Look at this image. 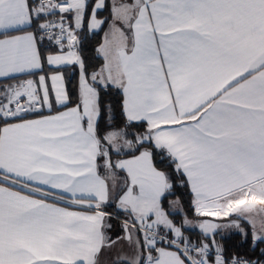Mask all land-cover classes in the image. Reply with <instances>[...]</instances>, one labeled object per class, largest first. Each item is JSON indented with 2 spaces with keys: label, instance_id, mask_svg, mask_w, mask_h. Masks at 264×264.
<instances>
[{
  "label": "crops",
  "instance_id": "1",
  "mask_svg": "<svg viewBox=\"0 0 264 264\" xmlns=\"http://www.w3.org/2000/svg\"><path fill=\"white\" fill-rule=\"evenodd\" d=\"M70 1L68 46L44 55L38 0H0V95L15 111H0V264H190L133 224L148 219L183 239L162 206L170 180L151 150L104 158L99 116L90 126L83 99L66 106L61 68L81 63L88 0ZM115 3L93 76L123 91L126 117L146 123L174 159L198 215L226 222L234 213L264 239V0ZM41 89L45 107L34 109ZM23 103L30 108L16 111ZM115 199L118 222L102 206ZM194 254L192 264H225Z\"/></svg>",
  "mask_w": 264,
  "mask_h": 264
},
{
  "label": "trees",
  "instance_id": "2",
  "mask_svg": "<svg viewBox=\"0 0 264 264\" xmlns=\"http://www.w3.org/2000/svg\"><path fill=\"white\" fill-rule=\"evenodd\" d=\"M96 1L97 0L87 1L86 21ZM112 6V0H106L105 7L98 11V15L103 18V24L99 29L91 30L87 26H84L78 31L81 63H75L61 68L66 74L70 98L66 106L80 103L81 98L78 81L82 71L91 78V74L99 71L104 65L105 59L100 53V46L104 40L106 28L113 18ZM52 50V47L45 46L43 48L44 55ZM47 70L51 71L53 69ZM92 82L98 86L99 90L100 117L97 122V136L101 145L107 143L106 136L112 130H122L126 133L128 138L132 139H134L137 134L146 130V123L132 122L126 117L124 110V95L120 88L110 83L99 85L94 80H92ZM35 114L38 113H33L28 116ZM3 122L4 120H0V126ZM108 147L111 151V157L133 155L138 153L142 148H149L151 150L155 165L164 170L170 180V187L162 198V206L166 209L174 223L182 227L184 240H188L197 246L209 245L211 247L212 252L208 255L210 260L214 261L216 258L215 252L220 251L225 264H233V261H250L254 264H264V239L256 240L252 225L244 219H242L243 230H219L212 235H205L198 228H188L184 226V219L186 217L197 219L202 216L196 213L194 195L184 174L178 168L174 159L165 150L157 147L151 140H144L139 143L136 148L125 149L118 153H116L110 145ZM99 159L101 162V155ZM174 200L180 202L181 210L174 209ZM102 206L104 209L115 214V216L112 217L114 221L118 222L119 219L122 218V215L125 214L124 211L117 208L116 199ZM120 233L121 228L115 229L112 232V236H118ZM188 261L192 264L190 260Z\"/></svg>",
  "mask_w": 264,
  "mask_h": 264
},
{
  "label": "rangeland",
  "instance_id": "3",
  "mask_svg": "<svg viewBox=\"0 0 264 264\" xmlns=\"http://www.w3.org/2000/svg\"><path fill=\"white\" fill-rule=\"evenodd\" d=\"M105 0H98L97 2H95L93 9L88 17V20L85 22L86 24L83 25L87 26L89 29H91L96 25V21L98 22V20L101 18L99 15V17L97 16V14H95V11L102 6V3ZM112 2H117V0H112ZM119 5L118 3L114 4ZM127 5V4H126ZM126 5L123 6L122 9H124L126 7ZM105 7V6H104ZM95 8V10H94ZM116 10V7H115ZM87 11V4L85 5V11L83 12L84 15L86 14ZM118 10H116L117 12ZM120 11V10H119ZM118 11V12H119ZM115 12V13H116ZM76 26V25H75ZM92 30V29H91ZM81 58V56H80ZM64 75L66 76L65 72H63ZM98 78V77H97ZM92 80H94L95 82H97V84L99 85H103L106 83H102L101 79H96L95 76H93V74H91V78H89L83 71L82 73L79 75V81H78V86H79V92H80V98L81 101L83 99V107L85 110V113L88 117V122L90 126H95L96 123L94 121V118L96 116V114L100 117V105H99V90H98V86L95 85ZM62 85V83H56V87L55 90L57 92V97L59 98V91L60 88L59 86ZM55 86V85H54ZM66 88H67V93L69 95L68 92V85H67V78H66ZM39 96L40 99L37 98L40 101L39 105H33L34 109L35 108H43L45 107V101H46V92L44 90H39ZM38 96V97H39ZM61 99V98H60ZM7 97L6 95H0V111L6 115H12L15 113V111L10 110V105L6 103ZM19 104V97L15 96L14 98V104ZM30 108V104L28 103H23V106H17L16 107V111L20 110V109H28ZM5 110V111H3ZM12 111V112H11ZM99 119V118H98ZM150 138V134L148 133V131H144L142 133L137 134V136L132 139V138H128L126 136V133L123 132L122 130H112L110 131L107 136V143L103 144V156L104 158H107L108 153H110L111 151L109 150V145L114 149V151L116 153L118 152H122L123 150H127V149H134L136 148L139 143H141L144 140H149ZM114 168V167H113ZM113 171V170H112ZM178 205V204H177ZM178 207V206H177ZM237 213V212H235ZM202 216V215H201ZM205 218H208L207 216H202L201 218H197V219H190V218H185L184 222L186 227L189 228H198L199 230H201L205 235H212L214 234L216 231L219 230H223V231H229V230H243V225H242V218L239 217L238 215L232 213V215L229 216H225V217H220V220H227L226 222H218V221H213V220H204ZM245 220V219H244ZM260 236H263L259 233V231L255 232V237L256 238H260ZM149 244L151 245V243L149 242ZM201 252V251H199ZM203 255H206L204 252H201ZM207 256V255H206ZM196 255L194 254V259L195 260ZM222 256H219L218 258H220ZM191 259V260H192Z\"/></svg>",
  "mask_w": 264,
  "mask_h": 264
},
{
  "label": "built area",
  "instance_id": "4",
  "mask_svg": "<svg viewBox=\"0 0 264 264\" xmlns=\"http://www.w3.org/2000/svg\"><path fill=\"white\" fill-rule=\"evenodd\" d=\"M38 5L44 13L45 22L40 28V42L49 47H56L64 50L68 46L71 34V22L68 11L72 7L70 0H38ZM133 224L140 229L144 239L151 245H166L180 251L188 259L194 258V251L199 250L206 255L211 254L212 249L209 245L197 246L179 236L172 235L166 229L156 223L145 220L135 221ZM215 256H222L220 251L215 252ZM223 257V256H222ZM194 260V259H193ZM233 264H254L250 261L238 262Z\"/></svg>",
  "mask_w": 264,
  "mask_h": 264
}]
</instances>
